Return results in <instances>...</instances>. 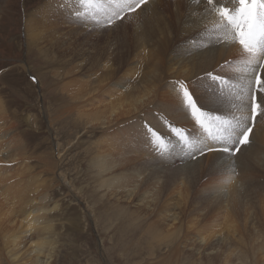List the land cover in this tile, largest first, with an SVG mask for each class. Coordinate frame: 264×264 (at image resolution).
I'll list each match as a JSON object with an SVG mask.
<instances>
[{"label":"rangeland","instance_id":"rangeland-1","mask_svg":"<svg viewBox=\"0 0 264 264\" xmlns=\"http://www.w3.org/2000/svg\"><path fill=\"white\" fill-rule=\"evenodd\" d=\"M150 1L147 5H142L136 12L126 13L122 20L116 21L110 27L103 26L104 20H101V24L96 25L91 22L85 23L83 20L78 21L75 19L73 12L80 8L76 0H59L58 2L56 0L53 8H43L46 7L44 4L48 0H4L0 2V98H2L7 106V123L10 135H16L28 152L27 160L25 161L26 165L31 164L32 169L23 175L26 178L25 182L31 181L32 176H38L44 179V181H38L36 184L39 190H45L47 186L51 187L55 181L58 185L53 189L54 199L59 200L62 204V209L58 213L55 212L56 217L54 218L56 220V232L59 234V250L56 264H220V261L213 258L217 250H215L214 255L204 256L203 254H197V252L189 248H181V254L170 252L168 249V251H165L162 250L164 244L161 246L154 244L153 248H151L150 244L152 242L149 237L141 236L140 230L137 227L134 229V223L132 224L130 219L127 218V220L118 216L119 206L115 205V203L113 204V202L117 201V198L111 196L109 192L104 194V188H99L100 184H97V181L100 179L99 169L93 165V160L99 154L97 143L102 140L104 133H102L100 128L92 129L90 127L88 128V133L85 134L84 130L87 124L84 120L85 116L83 112H88L92 106H87L86 100H72L70 96V93L79 81L84 82L83 90L85 92L88 91L92 87V82L91 78L86 76L88 75L87 73L101 74L103 71L99 68L100 62H105L109 58L110 63L117 69L118 80H115L104 91L101 98L106 99V91L111 89L110 87H113L118 81L121 82L125 71L129 69L127 64L134 62L133 55L138 41L136 33L143 26L155 28L154 21L164 17L163 20L165 22L167 18V23L172 22L173 28L178 30L179 26L175 22H179V18L174 15L176 9L171 6L174 1L160 0L158 2L159 9L155 10L158 12L159 17L148 20V17L152 16L149 6ZM204 4H206L205 0ZM235 4V0H223V5L229 8L232 6L236 7L237 5ZM208 6L212 8V6ZM64 9H67L64 12L66 13L65 18L63 16L54 17V11L56 13ZM56 18H60V20ZM136 19H139L138 21L141 22L140 26H142L141 28L138 27L137 31H135L136 25L133 24ZM30 20L32 21V25L34 24V27H38V29L33 30L37 37H41V33L51 32L52 27L54 28L56 32L55 38L52 42H46L48 44V54L52 58L53 65H49V61L46 59L43 60L38 49L29 43L26 32ZM49 20L52 23L54 20H58L62 24L61 34L57 33L54 25L52 27L50 25L45 26ZM126 21H131L132 24L126 25ZM156 32L155 30L147 36L149 42L153 43L159 38V34ZM183 43L191 47L197 44L202 47L204 45H201V41L196 34L184 40ZM183 43L181 41L178 45H182ZM107 48H112L111 57L105 53ZM169 49L168 54L171 55L172 48ZM119 51L121 52L118 55L117 52ZM138 51L137 54L139 53ZM131 53L133 54L131 55ZM245 60L247 59L241 53H237L229 58L228 63L217 65L210 72L215 75H227L228 84L231 81L240 84L237 82L239 79L238 75L236 72L232 74L233 76L230 75V69L240 66L241 62ZM244 63L246 64V62ZM140 65L135 76L130 75V77H133L130 78V82L141 81L139 80L140 75L142 74L143 77V72L147 71L143 63ZM120 67L123 69L121 70ZM263 70L261 69L259 73L262 80H264ZM205 74H203L204 77ZM203 75L200 79L197 78L192 81V83L185 80V83L196 97H199L196 91L201 85L202 87L204 86L203 89H207L209 92L201 94L205 96V99L212 94H215V96L219 95L217 97L222 99L224 97L221 96L224 95L230 97L235 95V87L231 84L228 88H223L222 90H216L215 85H212L210 88L207 87L211 82L206 79L202 82L201 78ZM32 77H35V80ZM173 80L175 79H171L168 84L166 80L162 79L160 85L162 87L167 86L170 90L173 88L174 90V85L178 86V84L172 82ZM199 81L201 82L199 83ZM68 83L71 84L70 87H67ZM170 84L173 86L172 88L169 87ZM240 89L238 88L237 92ZM173 90L171 92L177 98V91ZM164 91L165 89H161V92ZM259 95L260 93L258 94L257 91V101L259 100ZM86 98L87 100L93 99L95 101L99 99L95 95L92 98L88 95ZM209 100L211 99L209 98ZM232 100L234 101V97ZM154 102L158 103L160 101L157 98L152 103ZM152 103L148 104L146 110L154 112V116L158 117L157 122H164L166 119L174 127L186 130L185 125H182L179 121L176 123L172 122L173 118H166L164 116L165 112L157 104ZM262 109L264 110V105H262ZM206 111L208 113L224 115L221 117L225 120L240 118L241 115L239 114L242 113L239 112L238 115L231 113L233 115L231 117L230 113L225 112L223 114L224 111L221 113H219V110L212 111V109ZM262 112V116H257L254 122L249 138L251 141L250 145H242L241 151L237 152L235 156L236 178H239V181L245 187L253 190L251 192L253 193L252 195H256L260 191L264 193V138L261 139L262 128L264 130V118H262L264 117V111ZM249 113V116H251V109ZM227 114L230 116L227 117ZM247 115L245 114V116ZM160 117H163L162 120ZM148 119L149 116L143 115L141 117L142 121L140 119L139 122L135 120L131 121L134 125L137 124L136 126L132 124L131 126L124 125L125 127L123 125L114 126V130H109L108 133L110 134L108 137L115 135L113 137V144L117 147L116 142L118 137L121 138L122 133L123 135L124 133L128 134L129 136L125 135L126 137L122 135L121 140L124 138L128 142H134L135 144L134 146L131 145V148L137 150L141 145L147 152L150 150V153L156 154L155 159H158L159 162H163L164 160L165 164L168 165L170 162L168 153L172 152L170 149L173 148V145H177L178 147L180 142L170 132L168 127L162 128L161 124L159 128H156ZM258 123H263V125H261V128L254 130ZM149 127L153 128L161 136L167 137L168 142L165 146L169 151L162 157H159L160 155L154 151L152 145H148L150 144L149 140H147L150 139L147 136V129ZM197 130L200 135H206L200 127H197ZM112 133L115 134L112 136ZM186 134H188L190 140L193 139L191 137L193 135H190L188 131H186ZM130 135L132 139H130ZM168 143L171 145L168 146ZM251 146H253L254 151H248ZM13 148H15V145H13ZM179 149L176 153L182 152ZM247 151L252 154L255 153L254 158L247 160ZM210 153L207 152L203 156H197L196 159H192L195 163L194 167L197 170L191 169L193 172L191 176H183L184 178L192 177L193 184L188 186L182 194L175 193L174 198H172L171 190H165L164 185H162L164 180H162L160 184L153 186L150 196V199L158 202L153 203L151 209L145 210L143 208L141 211L152 212L157 210L159 206H163V203L168 198H172L171 207L175 206V208L172 209L171 213L185 212L183 209L186 208L185 200L190 202L194 198L196 191L202 187V184L210 179V176H206L207 173L203 172L205 167L207 165L219 164L217 161H214V164H212L213 162L209 164ZM146 156L143 151L135 154L137 158H144ZM113 158L116 162L120 161L117 153H114ZM186 159L185 165L192 162ZM244 161H247L246 165ZM179 165L181 166L183 163H179ZM142 168L144 167L139 164L135 166L131 165L126 170V174L136 169L141 170ZM199 168H204V170L198 174ZM61 172L66 174L70 180H74V185H76L75 190H77L76 197L68 194V189L64 188V181L59 177ZM115 172H122L120 164L115 169ZM51 181L52 184L50 185ZM144 185L136 183L131 190L136 189V187L140 189ZM248 199L250 198H246L245 200L248 201ZM119 204L131 207L128 202L121 201L120 199ZM233 206L235 208L232 215L234 224H231V226L222 225L221 228H218L219 235L225 237L237 234L242 235L243 243L246 244L241 247L243 252L249 249L254 251L255 247L260 246L264 242V209L259 204L256 209L254 205H250L248 213L245 212L246 210H242L243 205L236 208L233 203ZM243 213H246V217H244ZM248 221H252L254 228L251 229L249 225L245 226ZM201 228L198 230L200 231ZM254 240L256 241L254 242ZM226 248L227 253H230L231 244L226 245ZM201 251L205 250L202 248ZM152 252H154V255H152ZM234 264H264V249L263 252L254 253L248 258L235 259Z\"/></svg>","mask_w":264,"mask_h":264},{"label":"bare ground","instance_id":"bare-ground-1","mask_svg":"<svg viewBox=\"0 0 264 264\" xmlns=\"http://www.w3.org/2000/svg\"><path fill=\"white\" fill-rule=\"evenodd\" d=\"M3 1L0 0V2ZM159 1H150L149 6L153 17H148V20L159 17L158 12L155 11L159 9ZM173 1L171 6L176 9L174 15L179 18V22H175L179 26V31L173 28L172 22L167 23V18L165 22L163 20L164 17L154 21L156 29L145 26L141 28V22L136 19L135 23H133L136 25L135 31L138 30V27L141 30L136 33L138 41L133 55L134 62L127 64L129 69L125 71L124 76L122 75L121 82L118 81L113 87H110L111 89L106 91V99L101 98L104 91L115 80H118L117 69L110 63L109 58L105 62H100L99 68L103 71L101 74L87 73L88 75L86 76H89L92 82V87L88 91L85 92L83 90L84 82L79 81L70 96L72 100H86L87 106H92L88 112H83L84 120L87 124L84 130L85 134L88 133L87 131L90 127L92 129L100 128L102 133H104L102 140L97 143L99 154L93 160V165L99 169L100 179L97 181V184H100L99 188H104V194L109 192L111 196L117 198V201L113 202V204L115 203V205L119 206L118 216L130 219V222L134 223V229L137 227L140 230L141 236L149 237L152 242L150 244L151 248H153L154 244L158 246L164 244L163 248H161L165 251L169 250L170 252L181 254V248H189L204 256L214 255L215 250H217L213 258L220 261V264H234L235 259L248 258L254 253L263 252L264 242L260 246L255 247L254 251L249 249L243 252L241 247L245 243H243L242 235L220 236L218 228H221L222 225L231 226V224H234L232 221L233 210H235L233 203L236 208L243 205L242 210H246L245 212L248 213L250 205H254L256 209L259 204L264 209V193L260 191L256 195H252L253 193L251 192L253 190L245 187L239 181V178H236V168L235 173L230 174L221 164L207 165L205 170L204 168H199L198 174L204 170L203 172L207 173L206 176H210V179L202 184V187L196 191L194 198L190 202L185 200L186 208H183L185 212L171 213L172 209L175 208V206L171 207L175 193L182 194L188 186L193 184L192 177L184 178L183 176H191L193 174L191 169L197 170L194 167V161L187 158L180 151L176 153L179 147H169L172 152L168 153L170 162L167 161L169 164L166 165L164 160L159 162L158 159H155L156 154L150 153V150L148 153L141 145L139 147L136 144L139 147L137 150L131 148V145L134 146L135 143L130 140L128 142L124 138L121 140L123 133L121 136L119 135L121 138L118 137L117 139V147L113 144V137H115L113 134L115 133H112L113 137H108L110 134L108 133L109 130H112L114 126H131V124L136 126L137 124L134 125L131 121L139 122L143 115L149 116L148 120L156 128H159L161 124L162 128L166 127L163 121L157 122L158 117L154 116V112L146 110L148 104L157 98L160 102L152 104H157L165 112L164 116L166 118H173L172 122L176 123L179 121L182 125H185L186 131L193 135L191 137H202L197 130L199 126L195 124L190 113L182 108L177 102L175 95L171 92L173 86L169 85L172 90L167 86L162 87L160 85L162 79L166 80L168 84L171 79H175L172 81L175 84L185 83V80L192 83L197 78L200 79L206 72L212 71L217 65L228 63L229 58L237 53H241L247 59L246 54L242 52L241 46L238 43L230 42V32L223 28L217 13L212 8H209L207 4H204V0ZM55 2L56 0H48L44 4L46 7L43 8H53ZM220 2L223 4V0H220ZM234 7L232 6L231 8ZM66 11L67 9L56 13L54 11V17L63 16L65 18L66 13L64 12ZM39 12L41 11L39 10ZM135 17L133 18L135 19ZM56 19L60 20V18ZM126 22V25L132 24L131 21ZM49 25L51 27L54 25L57 33L61 34L62 24L58 20H54L53 23L49 20L45 26ZM27 26L26 33L28 34L29 43L38 49L43 60L46 59L49 61V65H53L52 58L48 54V44L46 42H52L55 38L56 32L54 28L52 27L51 32L41 33V37H37L33 30L38 29V27H34L31 20ZM155 30L158 32L159 38L151 43L148 41L147 36ZM194 34L198 35L201 45L204 44L203 47L198 44L191 47L183 43L184 40ZM181 41L183 44L178 45ZM146 47L148 48L146 49ZM169 48H172L171 55L168 54ZM137 51L139 52L138 54ZM120 52H117V54L119 55ZM105 53L111 57L112 48H107ZM143 54L144 56H142ZM244 62L246 60L242 61L240 66L230 69V75L236 72L239 78L237 82L240 83L230 82L235 87L234 101L232 100L233 97L228 95L221 96L224 97L222 99L217 97L219 95L215 96V94L205 99V96L201 94L209 92L207 89H203L204 86L202 87V85L198 87L196 91V94L199 95L198 98H200L198 102L203 103L206 110H219V113L224 111L223 114L226 112L236 115L242 112L239 115L245 116V114H248L245 117L249 116L250 93L245 85L252 73L246 71L247 65ZM141 63L145 65L147 71L143 72V77L142 74L140 75L139 80L141 81L130 82L132 77L130 75L135 76ZM230 84L225 85L224 89L228 88ZM70 86L71 84L68 83L67 87ZM238 88H241L239 92H237ZM161 89H165V91L161 92ZM88 95L90 98L95 95L99 99L98 101L87 100L86 97ZM7 114V106L0 98V264H56L59 250V234L56 232V220L54 218L56 217L55 212L58 213L62 209V204L59 200L54 199L53 189L58 185L56 181L53 184L51 181V187L47 186L45 190H39L36 184L38 181H44V179L38 176H32L31 181L25 182L26 178L23 175L31 171L32 167L31 164L26 165L25 160H27L28 152L23 147L22 141L16 135H10L9 133ZM210 114L217 115V113ZM228 116L230 115L227 114ZM162 118L160 117L161 120ZM129 122L130 124H128ZM261 125L263 123H258L254 130L261 128ZM125 135L128 134L124 133L123 136ZM147 136L150 138L149 134ZM263 138L264 130L262 128L261 139ZM130 139H132L131 135ZM13 145H15V148H13ZM148 145L150 146V144ZM167 145L171 144L168 143ZM251 147L248 151H254L253 146ZM140 151L145 152L147 156L144 158L135 157V154ZM248 151L246 158L250 160L254 158L255 153L252 154ZM114 153L118 154L119 162L114 161ZM210 157L209 164L212 162L214 164V161L218 162V154L216 152H211ZM185 159L192 162L185 165ZM179 163H183V165L180 166ZM119 164L122 172L116 173L115 169H117ZM136 164L144 168L141 170L136 169L126 174V170L131 165L135 166ZM244 164L246 165L247 161H244ZM52 171L54 170L52 169ZM59 177L63 179V185L64 188L68 189V194L76 197L77 190H75L74 180H70L63 172L59 174ZM229 179L230 182H227ZM162 180H164L162 185H164L165 190H171L172 198H168L163 203V206H159L157 210L152 212L141 211L143 208L145 210L151 209L153 203L158 202L150 199V196L153 186L160 184ZM136 183L145 185L140 189L136 187V189L131 190ZM246 198L250 199L246 201ZM119 199L128 202L131 207L120 205ZM243 214L246 217V213ZM94 216L96 217L95 214ZM209 219L210 221H208ZM246 223L245 226L249 225L251 229L254 228L252 221ZM199 228H201L200 231L198 230ZM228 244H231L230 253H227L226 245ZM202 248L205 251H201ZM152 255H154V252H152Z\"/></svg>","mask_w":264,"mask_h":264},{"label":"snow or ice","instance_id":"snow-or-ice-1","mask_svg":"<svg viewBox=\"0 0 264 264\" xmlns=\"http://www.w3.org/2000/svg\"><path fill=\"white\" fill-rule=\"evenodd\" d=\"M80 8L73 12L78 21L99 25L104 20V27L112 26L116 21L122 20L126 13L136 12L149 0H76ZM207 5L217 13L224 29L230 32V42L238 43L242 52L246 54V71L252 73L247 84L250 93L251 116L240 117L233 120H225L208 113L203 103L198 102L186 83L180 82L174 85L177 91V102L190 113L195 124L198 125L205 136L189 139L186 130L174 127L166 119L164 123L179 140L178 147L189 159L203 156L207 152L218 154V163L230 174L235 173V156L241 151V146H249V139L257 116L262 115L264 105V80L259 73L264 69V0H235L236 7L229 8L221 4L220 0H205ZM35 80V77H32ZM208 80L211 83L207 87L215 85L216 90H222L229 83L225 76L215 75L212 72L205 74L201 81ZM259 92L257 101L256 92ZM264 118V117H262ZM150 136L149 143L160 156L165 155L169 149L165 146L167 137L161 136L153 128L147 129ZM207 141V142H206ZM173 148L177 145H173ZM230 182V179L229 181Z\"/></svg>","mask_w":264,"mask_h":264}]
</instances>
